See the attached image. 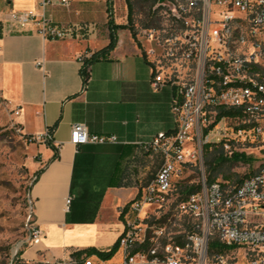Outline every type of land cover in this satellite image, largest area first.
Segmentation results:
<instances>
[{
  "label": "built area",
  "instance_id": "2783aa9c",
  "mask_svg": "<svg viewBox=\"0 0 264 264\" xmlns=\"http://www.w3.org/2000/svg\"><path fill=\"white\" fill-rule=\"evenodd\" d=\"M50 3L40 0L43 9ZM156 7L160 24L139 29L132 39L150 70L151 89L173 91L174 127L142 144L161 164L123 207L125 222L112 257L83 256L71 264H264V157L239 183L208 184L203 162L208 146L226 156L248 149L264 153V0H156ZM9 20L20 29L32 25L43 39L72 32L44 13L11 12ZM90 56L78 58L81 66ZM0 109L10 119L19 116L1 98ZM24 138L54 147L51 128ZM115 142L114 136L90 135L80 123L70 129L74 146ZM188 168L197 169L199 190L174 198ZM31 211L29 202L26 248L42 239ZM170 216L179 223L171 232ZM162 217L166 223H157Z\"/></svg>",
  "mask_w": 264,
  "mask_h": 264
},
{
  "label": "crops",
  "instance_id": "0c3cea01",
  "mask_svg": "<svg viewBox=\"0 0 264 264\" xmlns=\"http://www.w3.org/2000/svg\"><path fill=\"white\" fill-rule=\"evenodd\" d=\"M49 1L43 9L40 0H0V98L19 109L11 119L24 136L51 128L54 141V147L30 143L37 161L27 196L42 239L22 251L26 264H71L87 256H71L78 251H108L123 231V207L161 164L142 144L174 127L173 91L151 89L150 70L127 30L116 32L114 49L89 67L83 85L78 58L109 43L106 0H66L65 6ZM96 5L102 21L95 19ZM11 12L44 13L72 32L43 39L32 25L20 29L11 23ZM77 123L90 135L114 136L116 142L74 146L70 129Z\"/></svg>",
  "mask_w": 264,
  "mask_h": 264
},
{
  "label": "rangeland",
  "instance_id": "374dc122",
  "mask_svg": "<svg viewBox=\"0 0 264 264\" xmlns=\"http://www.w3.org/2000/svg\"><path fill=\"white\" fill-rule=\"evenodd\" d=\"M131 1L134 7L135 29H140V20L143 19L142 12H147L149 3L147 0ZM113 2L115 8V12L112 13L113 21L125 24L127 9L124 0H113ZM98 6L96 5L95 19L102 21V13ZM155 7L156 5L153 8ZM19 130V127L14 125L9 116L0 109V264H26L22 262L18 254L26 249L23 242L30 222L27 194L35 177L32 163L37 161V158L33 155L34 148H30V143ZM244 154L250 158V161L237 163L232 168L230 172L234 175L232 180L251 175L264 157V153L257 149L245 150ZM153 175L143 182L138 190L149 183ZM224 175L228 173L219 174L216 180H224ZM181 179L187 180L188 185H197V169H185L179 180ZM179 192L178 187L173 192L174 198L187 194ZM151 218L153 217L150 216L149 220ZM167 225L170 227L168 231L171 232L174 227H178L179 223L170 216Z\"/></svg>",
  "mask_w": 264,
  "mask_h": 264
},
{
  "label": "trees",
  "instance_id": "16d2710c",
  "mask_svg": "<svg viewBox=\"0 0 264 264\" xmlns=\"http://www.w3.org/2000/svg\"><path fill=\"white\" fill-rule=\"evenodd\" d=\"M124 2L126 4V9H127L126 23L115 24L112 19L111 0H106V5H107L106 12L108 13L107 25L109 29V43L106 47H104L103 49L97 52L92 53V55L88 59L84 60V64L80 70V74L82 76V81L84 86L87 84V81L89 79V67L94 62L106 59L108 54L114 49L116 44V32L118 30H127L131 34V37L135 38L137 31L139 30L138 28L135 29V23L133 20L134 7L132 1L124 0ZM147 2L149 3V8L147 12L146 11L142 12L143 19L140 20V29L154 28L160 24V15H159L160 7L153 8L156 5V0H147ZM248 161H250V158H247L244 153H234L231 156H226L223 150L219 147H209V146L206 147L203 154V162H204L207 183L210 184L214 182L216 180V177L219 174H224V172L228 173V175L223 176V179L225 181H232L235 183L241 182L243 179L249 177L250 175L245 176L243 178L232 180V177L234 175L230 174V172L237 163H246ZM38 175L39 172L36 173V176ZM186 181L179 186V191H180L179 193L185 192L187 194H190L199 190V185H188L186 184ZM166 219L167 217H162L161 220L158 221L157 223H166ZM117 248H118V243L116 242L106 252H98L92 248H89L73 253L71 256L74 258H78L83 254L87 256L96 255L100 259L108 260L112 257V255L117 250ZM21 253L22 252H20L18 256H20ZM36 264H44V263H36Z\"/></svg>",
  "mask_w": 264,
  "mask_h": 264
}]
</instances>
